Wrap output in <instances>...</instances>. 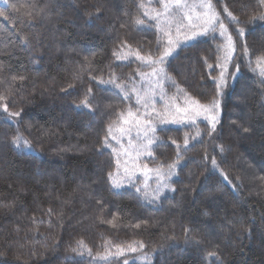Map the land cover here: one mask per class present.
Wrapping results in <instances>:
<instances>
[{
	"label": "trees",
	"instance_id": "trees-1",
	"mask_svg": "<svg viewBox=\"0 0 264 264\" xmlns=\"http://www.w3.org/2000/svg\"><path fill=\"white\" fill-rule=\"evenodd\" d=\"M205 2L0 5V264H264V0Z\"/></svg>",
	"mask_w": 264,
	"mask_h": 264
},
{
	"label": "snow or ice",
	"instance_id": "snow-or-ice-1",
	"mask_svg": "<svg viewBox=\"0 0 264 264\" xmlns=\"http://www.w3.org/2000/svg\"><path fill=\"white\" fill-rule=\"evenodd\" d=\"M5 2H7V0H5ZM175 2H176L177 5H179L180 0H175ZM163 7H164L165 11H167L168 8H169V5L167 3H164L163 4ZM201 7H204V8H206L208 10L205 13V15L208 16V19H207L206 23H207V25L211 26L213 24V22L216 21V19H217V13L214 11V8H213V5L211 3V0H206L205 3H202L201 4ZM225 11H227L226 8H225ZM228 15L231 17L232 16V13L231 12H228ZM232 18H233V20H235V17H232ZM259 19L264 20V13L260 14ZM137 23H142V21L137 20ZM220 27H221L222 31H226V29L224 28V25L222 23L220 24ZM239 34L241 36H244L245 35V30L243 28L239 29ZM170 43H171V41H170ZM227 47L229 49L234 50V44H233V41H232V37L231 36H228V45H227ZM172 51H173V49L172 48H169L155 62H162L165 57L169 56L172 53ZM245 54H248L247 47H245ZM231 56H232V52L229 51L226 54L225 59H231ZM137 57L139 59H141V60H143V59H149V60H151V57H147V58L141 57V56H139L138 53H137ZM256 63H257V67L261 69V72H260L261 76H264V55L257 57ZM223 76H224V74L221 73L220 82L217 84V95L220 94V88L223 86ZM100 82L101 83H111L112 81H100ZM116 86L118 88L120 87V85H116ZM81 103H87V100L85 99V101H82ZM197 107L200 109V111L197 114L198 115H204V117L208 120V123H209L210 128H211V130L209 132V135H211V131H214L215 130L216 125L219 122L218 117H219L220 101L218 99H216V98H213V100L210 103H208V104L200 105L197 102ZM11 115L18 116V115H20V113H12ZM129 115L131 116L132 113H129ZM173 122H175V121H173ZM137 123H139V121H137ZM151 131L154 133L155 132V128L154 127H151ZM245 131H248V129H245ZM109 135H111V130L109 131ZM196 135L197 136L200 135L199 131H197ZM113 138H115V137H113ZM156 139H158V138H156ZM20 141H21V137H19V136L13 138V143H15L17 145L20 144ZM105 142H107V141H105ZM24 143H25L26 146H28L26 141ZM152 143H153V140H149L148 141V144L149 145H151ZM173 143H175V141H173ZM188 143H189L188 139H185V141H184L185 147L188 146ZM222 150H223V148L221 147V151ZM215 164H216V161H215V159H213V165L215 166ZM174 167H175V164L169 165V168L170 169H172ZM172 174H174V173L169 172V175H172ZM161 179H164V177L162 176ZM225 179H227V177H225ZM164 187H168V185L165 184ZM141 247H143L142 244H141ZM131 250L132 251H135L136 249L133 248ZM73 251H75V249ZM212 255L214 256L215 254H212Z\"/></svg>",
	"mask_w": 264,
	"mask_h": 264
},
{
	"label": "rangeland",
	"instance_id": "rangeland-1",
	"mask_svg": "<svg viewBox=\"0 0 264 264\" xmlns=\"http://www.w3.org/2000/svg\"><path fill=\"white\" fill-rule=\"evenodd\" d=\"M0 5H6L5 0H2L0 2ZM198 13V11L192 6V8L188 11L185 12V20H186V25H190L191 28H193V30L196 33L201 32V29L206 26V22H204V16L203 13ZM170 109L172 110V112L175 113V111L180 115V117L183 119L184 115L188 114L189 117H194L197 116L198 113V107L196 104H193V102H187L185 104H182L179 107H176V109H173L170 107ZM241 116V115H238Z\"/></svg>",
	"mask_w": 264,
	"mask_h": 264
},
{
	"label": "water",
	"instance_id": "water-1",
	"mask_svg": "<svg viewBox=\"0 0 264 264\" xmlns=\"http://www.w3.org/2000/svg\"><path fill=\"white\" fill-rule=\"evenodd\" d=\"M2 0H0V2H1Z\"/></svg>",
	"mask_w": 264,
	"mask_h": 264
}]
</instances>
